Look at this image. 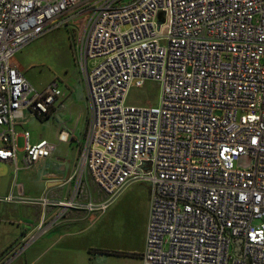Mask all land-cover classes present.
<instances>
[{"label": "built area", "instance_id": "2783aa9c", "mask_svg": "<svg viewBox=\"0 0 264 264\" xmlns=\"http://www.w3.org/2000/svg\"><path fill=\"white\" fill-rule=\"evenodd\" d=\"M84 15L71 49L88 114L71 189L52 200L13 182L0 203L39 207L42 234L47 209L93 221L142 182L141 264H264V0H0V162L15 174L19 153L29 169L54 150L46 140L29 144L27 131L18 148L20 112L46 118L62 91L55 81L34 88L12 59ZM147 81L160 86L159 105L128 103L132 84ZM242 156L251 159L245 170L234 167Z\"/></svg>", "mask_w": 264, "mask_h": 264}, {"label": "rangeland", "instance_id": "374dc122", "mask_svg": "<svg viewBox=\"0 0 264 264\" xmlns=\"http://www.w3.org/2000/svg\"><path fill=\"white\" fill-rule=\"evenodd\" d=\"M86 16L72 20L67 28L52 29L28 42L14 56L22 74L36 89L42 88L55 78L77 76L73 61L71 37L82 33ZM161 88L153 81L141 87H130L127 102L141 107H157ZM18 148L21 140L17 141ZM251 165L249 156L240 157L234 167L245 170ZM90 188L95 191V185ZM149 190L146 183L137 182L128 186L106 211L93 221H83L67 229H56L38 234V224L32 216L19 224L0 225V246L4 240H13L8 250L25 245L36 264H115L119 261L113 256L100 259L106 252L122 254V264H141L138 253L143 251L146 233ZM264 223V220H262ZM41 224V223H40ZM44 229V227L42 226ZM27 231V235L25 233ZM60 236V237H59ZM34 237L31 241L28 240ZM59 237V238H58ZM105 250V251H104ZM46 251V252H45ZM104 251V252H101ZM101 253V254H100ZM142 253V252H141Z\"/></svg>", "mask_w": 264, "mask_h": 264}, {"label": "crops", "instance_id": "0c3cea01", "mask_svg": "<svg viewBox=\"0 0 264 264\" xmlns=\"http://www.w3.org/2000/svg\"><path fill=\"white\" fill-rule=\"evenodd\" d=\"M18 63V61H14V58L12 59V65L22 73ZM77 73L78 75L75 77H70L67 74L62 78L57 77L48 83L50 84L55 81L61 89L62 95L55 99L50 114L46 118L38 119L27 109L20 112L15 125V131L17 132L16 139L22 142L19 149L24 144L23 132L27 131L29 133V144L33 145L39 141L46 140L54 147V150L49 157L39 160L29 169L22 168L23 157L19 153L17 164L20 169L17 174H15L14 165L11 162H0V197L11 191L13 182L19 184L23 194L29 197H37L44 194L49 199L60 200L68 195L71 189V183H68L67 179L77 159L88 114V103L84 84L78 70ZM26 79L29 81L27 77ZM29 83L31 82L29 81ZM61 131L67 134L66 141H60L58 139ZM88 184L90 191L96 193V189L94 191L90 188V181ZM40 215L41 209L39 207L16 203H0V225L19 224L21 221H26L27 216H32L36 219V222H40ZM56 215V208L47 209L45 223L50 226L47 232L56 229H67L76 226V224L84 219H88L85 213L78 211H70L62 218H56ZM25 233L27 235L28 232L25 231ZM145 236L146 233L144 235L142 250L145 245ZM12 241L7 239L2 242L0 246V260L6 261L10 259L12 250L19 246L17 244L6 252L7 247L10 248L14 244ZM141 252L137 254L138 259ZM110 256H113L119 261V263L116 262L115 264H122V254L118 252H106L101 256L103 259H100V261L105 263L108 259H104V257ZM36 260L37 258H31L26 251H22L11 258L7 264H36ZM106 264L110 263L106 262Z\"/></svg>", "mask_w": 264, "mask_h": 264}, {"label": "water", "instance_id": "95a60500", "mask_svg": "<svg viewBox=\"0 0 264 264\" xmlns=\"http://www.w3.org/2000/svg\"><path fill=\"white\" fill-rule=\"evenodd\" d=\"M234 244H235L236 246H239L240 241H238V240H237V241H234ZM235 255H236V256H239V254H238V250L235 251Z\"/></svg>", "mask_w": 264, "mask_h": 264}]
</instances>
